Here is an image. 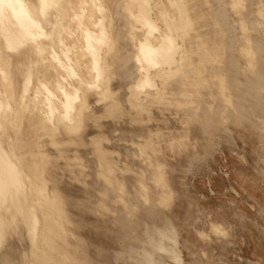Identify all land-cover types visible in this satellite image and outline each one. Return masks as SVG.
Listing matches in <instances>:
<instances>
[{
    "label": "rangeland",
    "instance_id": "rangeland-1",
    "mask_svg": "<svg viewBox=\"0 0 264 264\" xmlns=\"http://www.w3.org/2000/svg\"><path fill=\"white\" fill-rule=\"evenodd\" d=\"M158 2L169 8L168 0ZM185 2L193 25L177 73L153 71L154 86L138 88L139 62L123 58L133 57L125 48L130 39L116 37L101 59L105 76L79 94L72 128L50 123L29 148L41 156L37 179L69 220H61L66 230L58 240L71 253L63 264H264L262 111L233 81L237 72L264 75L252 41L264 46V0ZM106 15L112 30L123 24L116 11ZM231 34L237 51L229 50ZM236 108L249 112L243 124L228 118ZM212 114L221 123L206 130L201 116ZM13 231L0 239V264H29L38 252Z\"/></svg>",
    "mask_w": 264,
    "mask_h": 264
},
{
    "label": "bare ground",
    "instance_id": "bare-ground-1",
    "mask_svg": "<svg viewBox=\"0 0 264 264\" xmlns=\"http://www.w3.org/2000/svg\"><path fill=\"white\" fill-rule=\"evenodd\" d=\"M159 4L158 0H0V239L10 232V227L19 236L26 234L33 245L32 252H38L29 264H63L71 256L67 243L58 242L61 230H66L61 220H69L64 210L54 205L56 199L50 197L46 182L37 179L41 156L29 148L39 130L50 123L53 126L60 122L65 129L72 128L82 107L76 105L79 94L84 97L86 88L97 87L105 76L107 66L101 59L116 37L130 39L125 48L133 57L123 58L139 62L143 74L138 88L154 86L153 71L165 78L169 71L180 70L176 66L187 52L193 17L185 0H168L169 8ZM111 10L119 13L123 21L120 25L124 26L110 28L106 12ZM225 20L231 22L228 16ZM126 23L130 34L122 28ZM235 40L231 34L230 51H237ZM252 41L256 58H264L263 44L256 38ZM32 58L36 62L27 68ZM226 63L231 70L230 61ZM39 73L43 80H38ZM257 73L256 78H240L237 72L233 81L236 85L242 83L246 94L255 96L254 104L262 111L258 128L263 132L264 75ZM50 77L57 83L49 81ZM31 78H35L33 85ZM30 87L31 102L24 103ZM158 91L164 93L163 88ZM26 109L28 113L21 114ZM236 110L228 118L243 124L249 112L244 108ZM201 117L206 130L221 123L214 114ZM60 211L63 213L58 219ZM174 243V258L179 263L182 251L177 234Z\"/></svg>",
    "mask_w": 264,
    "mask_h": 264
}]
</instances>
